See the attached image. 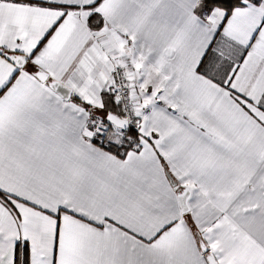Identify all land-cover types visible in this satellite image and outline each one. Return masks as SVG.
<instances>
[{
  "label": "snow or ice",
  "instance_id": "obj_1",
  "mask_svg": "<svg viewBox=\"0 0 264 264\" xmlns=\"http://www.w3.org/2000/svg\"><path fill=\"white\" fill-rule=\"evenodd\" d=\"M0 264H264V0H0Z\"/></svg>",
  "mask_w": 264,
  "mask_h": 264
}]
</instances>
